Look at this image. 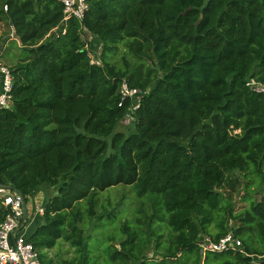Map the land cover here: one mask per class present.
Segmentation results:
<instances>
[{
    "label": "trees",
    "instance_id": "trees-1",
    "mask_svg": "<svg viewBox=\"0 0 264 264\" xmlns=\"http://www.w3.org/2000/svg\"><path fill=\"white\" fill-rule=\"evenodd\" d=\"M86 2L62 33L57 0H0L25 54L0 109V185L25 202L45 195L27 236L41 264H97L98 249L105 264H251L264 253V93L248 85L264 87V0ZM123 83L142 93L135 109L119 106ZM127 114L131 129L116 131ZM239 175L260 198L235 212L222 190ZM117 187L139 202L124 222L126 209L98 201ZM85 218L114 227L119 247L85 235ZM229 233L243 252H201V237ZM59 241L76 257H50ZM149 247L159 260L144 257Z\"/></svg>",
    "mask_w": 264,
    "mask_h": 264
},
{
    "label": "built area",
    "instance_id": "built-area-1",
    "mask_svg": "<svg viewBox=\"0 0 264 264\" xmlns=\"http://www.w3.org/2000/svg\"><path fill=\"white\" fill-rule=\"evenodd\" d=\"M63 6L62 33H65V24L70 18L82 22L87 10L86 0H57ZM6 11V7H4ZM91 52V51H90ZM100 53H98V56ZM91 64H100L99 58L90 53ZM255 92L264 93V87L257 86L253 81L248 84ZM14 76L12 69L6 65L0 56V109L9 108L12 104V91ZM121 102L129 98L132 108L138 106L142 93L135 89H129L126 83L121 87ZM130 116V114H129ZM0 205L4 211V219L0 223V264H41L38 253L32 243L28 241L25 226L30 216L43 214V204L37 203L32 197L24 200V197L16 190L0 185ZM33 209V212H32ZM31 218V221H32ZM201 252H223L225 250H242L240 240L234 238L231 233L221 238L218 242L211 241L208 237H201L198 241ZM264 263V253L253 256L251 264Z\"/></svg>",
    "mask_w": 264,
    "mask_h": 264
},
{
    "label": "rangeland",
    "instance_id": "rangeland-1",
    "mask_svg": "<svg viewBox=\"0 0 264 264\" xmlns=\"http://www.w3.org/2000/svg\"><path fill=\"white\" fill-rule=\"evenodd\" d=\"M1 27V25H0ZM10 28L8 27L6 22H3V33L5 35H0V42L4 41V48L0 52V56L2 61L8 65L10 68H14L17 66L23 57H25V54L23 53V50L20 47V44L12 40L10 38ZM10 38V39H8ZM84 41L87 42V45L89 47V50L91 51V55L95 56L96 58L98 56V53H100V46L96 45L95 46V41L92 39L91 35L85 34L83 37ZM94 44L92 47L91 45ZM121 54V53H120ZM118 54L114 59V61H117L118 58L121 56ZM131 116L129 114L126 115L124 120L119 124L117 127L116 131H126L128 129H131ZM251 181L249 179H245L241 175H239L238 178L233 179V185L234 189H230L229 187H225L222 191L225 192L228 198L232 199V205L234 207V211L237 212L247 206V202L242 201V197L245 195L250 196L253 200H258L260 198V188H257L254 180H252V184L250 188H246V182ZM37 203L43 204V200H45V195L43 192L39 194L38 198H34ZM98 201L101 206H105L107 210H111L113 207H117L118 210H124L127 208H131L136 210L139 208V202L138 200L134 197L133 191L129 187H117L114 189H109L98 196ZM128 213H124L121 222H124L127 217L126 215L129 214V209L127 210ZM98 212V210H97ZM126 214V215H125ZM32 215L30 216V219L28 223L25 226V232H28V228H32L34 226V221H31ZM39 221V219L37 220ZM232 223V222H231ZM229 227H233L234 225L231 224ZM94 221L85 218L83 221V229L85 231V235H91L93 239L97 241H102V245H104L105 237H114L116 239V247L118 246V241L121 238V236H118L116 230L114 227L109 226L107 228H100L96 231H94ZM96 245V244H95ZM103 248L105 246H102ZM59 255L58 259L62 258L65 261H69L70 259H73L76 257V254L73 249H71L66 243L59 241L57 247L49 252L50 257L54 255ZM159 253H156L153 247H149L147 252L145 253L144 257L147 258L148 260L152 259H160L161 255H158ZM97 255V264H105L106 259L103 256L102 250L98 249L96 251ZM108 264V263H107Z\"/></svg>",
    "mask_w": 264,
    "mask_h": 264
},
{
    "label": "crops",
    "instance_id": "crops-1",
    "mask_svg": "<svg viewBox=\"0 0 264 264\" xmlns=\"http://www.w3.org/2000/svg\"><path fill=\"white\" fill-rule=\"evenodd\" d=\"M0 25H1V27H0V35H5V34H2L3 33V23H0ZM10 32L12 34V29H10ZM11 34H10V38H11ZM10 38H8V39H10ZM3 43H4V41H2V43L0 42V44H2V48H1L0 52L3 50V48L5 46ZM39 194H41V192H35L30 197H32V198H35V197L38 198L39 197ZM43 203H44V200H43ZM32 212H33V209H32ZM38 219H39V221H37ZM32 221H34V226L32 228H28L29 234H27V231H26V233H25L26 236H29V235H31L34 232V230L42 223V218L39 215L38 216L37 215H33Z\"/></svg>",
    "mask_w": 264,
    "mask_h": 264
},
{
    "label": "water",
    "instance_id": "water-1",
    "mask_svg": "<svg viewBox=\"0 0 264 264\" xmlns=\"http://www.w3.org/2000/svg\"><path fill=\"white\" fill-rule=\"evenodd\" d=\"M11 38H12L13 40L17 41V42L20 44V40H19V38L17 37L16 32H15V30H14L13 28H12ZM1 48H2V44H0V50H1Z\"/></svg>",
    "mask_w": 264,
    "mask_h": 264
}]
</instances>
